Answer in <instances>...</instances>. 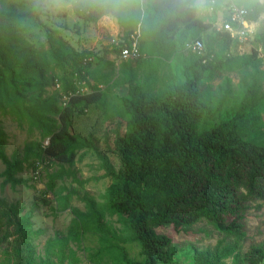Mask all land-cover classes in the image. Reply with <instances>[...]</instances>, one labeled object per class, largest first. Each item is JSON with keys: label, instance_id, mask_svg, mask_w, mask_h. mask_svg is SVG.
<instances>
[{"label": "trees", "instance_id": "1", "mask_svg": "<svg viewBox=\"0 0 264 264\" xmlns=\"http://www.w3.org/2000/svg\"><path fill=\"white\" fill-rule=\"evenodd\" d=\"M63 1L70 3L75 16L85 23H98L112 16L129 37L140 28L144 37L142 54L150 42L157 48L169 44L174 55L175 40L183 50L188 41L194 40H202L206 47L204 56L188 53L195 60L186 69V80L163 92L131 84L135 75L127 74L130 85L122 104L129 114V130L124 135L118 134L115 141L122 170H113L108 162L105 165V175L113 181L107 200L110 211L128 225L127 241L141 245L145 262L130 259L127 249L118 246L122 262L179 264L169 250L173 238L161 230L171 227L182 232L186 226L203 220L223 234L248 240L245 230L248 213L254 202L264 199V131L257 125L256 96L247 95L234 117L209 122L212 103L207 92L200 89L199 80L190 75V69L258 70V53L231 55L233 40L228 33L222 34L221 49L214 51L212 47L217 41L207 44L202 39L212 25L198 18L196 0H160L161 15L147 17L141 0ZM0 7V113L15 114L28 120L32 128L44 130L48 144L41 146L33 163L35 170L47 161L72 165L82 150L94 146L83 135L70 131L72 107L84 102L98 108L105 97L98 80H92L89 53L68 49L61 33L49 27L44 28L50 48L36 47L12 21L37 16L20 14L11 0H0ZM262 14L264 0L252 5L249 20L256 21ZM163 21L164 29L162 26L160 31L157 23ZM257 40L264 48V29ZM34 84L61 86L70 97L69 105L59 113V128H54L55 122L50 118L54 112L52 99L28 103L22 86L33 88ZM85 88L89 91L81 93ZM5 163L6 182L16 184L15 175L23 170V164L7 159ZM66 178L80 183L75 172L66 170L57 172L51 181L55 184ZM84 200L89 210L77 215L82 229L109 235L96 203L87 197ZM230 258L232 264H262L264 244L251 241L249 249L243 252L238 245L219 242L214 249L197 255L194 264H226L225 260Z\"/></svg>", "mask_w": 264, "mask_h": 264}, {"label": "rangeland", "instance_id": "2", "mask_svg": "<svg viewBox=\"0 0 264 264\" xmlns=\"http://www.w3.org/2000/svg\"><path fill=\"white\" fill-rule=\"evenodd\" d=\"M11 1L20 14L37 16L12 21L20 34L36 47L50 48L44 28L49 27L61 33L68 49L89 53L93 63L92 80H98L105 97L98 108L86 106L84 102L72 107L70 131L83 135L94 144L92 148L82 150L72 165L47 161L35 170L33 163L38 159L41 146L48 144L44 130L32 128L28 120H21L15 114L0 113V264H124L118 246L127 249L130 259L145 262L141 245L127 241L130 237L128 225L122 217L110 211L107 200L113 181L106 177L105 165L108 162L113 170H122L115 141L118 134L124 135L129 130V114L122 104V97L127 96L130 85L127 74L135 75L131 84L163 92L186 80V69L192 67L195 58L188 57V52L175 40V55L169 44L163 43L157 48L150 42L144 46V60L139 63L125 61L121 48L131 36L119 28L114 17H104L98 23H85L75 16L72 5L63 0ZM216 1L213 10L211 0H196L195 7L198 18L212 25L202 34V39L207 44L216 40L217 44L212 48L217 52L223 40V33L217 28L222 26L228 9L231 6L244 7L251 13L252 5L263 0ZM159 4L160 0H141L145 17L155 13L160 16ZM109 19L114 21L115 27ZM251 21L247 38L241 43L233 42L230 54L241 57L258 53V70L245 67L234 71L203 72L192 68L190 75L199 80L200 89L210 98L209 122L234 117L246 96L255 95L257 125L264 131V48L257 40L264 29V14ZM157 26L162 31L164 21ZM143 42L141 35L139 47L143 48ZM53 43L58 46L57 41ZM22 90L29 104L52 99L54 112L50 118L55 122L54 128H59V113L70 100L62 87L34 84L33 88L22 86ZM87 91L89 89L80 90L81 93ZM6 159L23 164V170L15 175L16 184L6 182ZM61 170L75 172L80 183L66 178L52 184L51 177ZM85 197L92 199L103 213V224L109 235L82 229L77 215L89 210ZM245 230L248 240H239L235 235L221 233L203 220L186 226L182 232L171 227L161 231L173 238L169 250L179 264H194L197 255L214 249L223 241L226 245H238L246 252L251 241L264 244V199L252 204ZM225 263L232 264V259L225 260Z\"/></svg>", "mask_w": 264, "mask_h": 264}, {"label": "built area", "instance_id": "3", "mask_svg": "<svg viewBox=\"0 0 264 264\" xmlns=\"http://www.w3.org/2000/svg\"><path fill=\"white\" fill-rule=\"evenodd\" d=\"M216 0H211L212 10L216 4ZM249 11L244 7L231 6L228 11L226 18L220 28H217L218 32L228 33L233 42H243L249 32L250 24ZM141 37L140 30H137L130 38V45H125L121 50V56L125 61L135 60L138 61L144 55L140 51L139 39ZM184 50L188 53L204 56L206 47L202 40L188 41L185 44Z\"/></svg>", "mask_w": 264, "mask_h": 264}, {"label": "crops", "instance_id": "4", "mask_svg": "<svg viewBox=\"0 0 264 264\" xmlns=\"http://www.w3.org/2000/svg\"><path fill=\"white\" fill-rule=\"evenodd\" d=\"M107 17V16H106ZM110 20V19H109ZM110 23H111V25H113L114 27L116 26L115 24H114V21L113 20H110ZM144 58H146V55H144Z\"/></svg>", "mask_w": 264, "mask_h": 264}]
</instances>
